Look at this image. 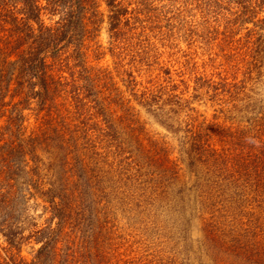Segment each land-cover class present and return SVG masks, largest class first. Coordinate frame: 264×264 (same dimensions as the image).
Returning <instances> with one entry per match:
<instances>
[{
	"label": "rangeland",
	"instance_id": "374dc122",
	"mask_svg": "<svg viewBox=\"0 0 264 264\" xmlns=\"http://www.w3.org/2000/svg\"><path fill=\"white\" fill-rule=\"evenodd\" d=\"M121 1L130 22L123 21L114 40L104 0V21L88 43L90 62L75 75L96 94L111 88L116 93L120 86L125 107L135 110L145 134L136 141L125 132L122 148L111 147L99 157L89 152L85 167L78 163L80 150L67 165L56 133H49L51 140L40 136L50 129L54 116L47 113L54 108L39 111L33 102L26 124L27 133L42 141L33 176L40 188L25 171L17 178L18 208L12 227H6L17 238L12 245L8 231L0 233L1 264H264V22H258L264 19V0H249L259 14L248 23L238 18L241 5L235 0ZM65 75L70 77V69ZM146 90L161 99L180 93L190 101L159 102L162 111L155 103H140ZM97 100L114 107L111 99ZM170 108L176 110L170 113L174 119L166 120L163 113ZM107 113L114 119L115 113ZM3 125L1 119L0 138L11 140ZM57 125L56 113L51 128ZM196 133L208 149L198 154L206 164L200 162V169L221 168L231 180L230 204L237 205L236 219L227 222L226 236L217 242L193 215V202L186 210L175 207L172 196L180 185L172 187L173 193L163 192L155 182L162 177L150 174L156 168L146 163L149 139L165 142L171 158L186 161L184 151L200 152L191 139ZM182 182L189 191L194 184L189 171ZM48 189L54 202L46 198ZM232 237L243 242L242 254L229 249Z\"/></svg>",
	"mask_w": 264,
	"mask_h": 264
},
{
	"label": "trees",
	"instance_id": "16d2710c",
	"mask_svg": "<svg viewBox=\"0 0 264 264\" xmlns=\"http://www.w3.org/2000/svg\"><path fill=\"white\" fill-rule=\"evenodd\" d=\"M103 1L0 0V120L4 119L5 125L2 128L8 130L7 133L11 136V140L0 138V233L3 235L9 230L6 227H12V218L18 208L15 207L18 203L17 178L25 171L28 181L40 188L37 182L33 183V176L37 175L36 170L40 166L37 151L42 141L41 138L37 141L39 135L34 132L27 133L26 124V110L31 108L33 102L38 105L39 111L46 107L54 108V112L47 113L54 116L53 121L57 113L58 125L51 128L50 119V129H46L40 136L46 135V139L51 140L49 133H56V147L64 151V163L67 165L80 150L78 163L85 167L89 152L92 151L99 157L100 152L108 153L111 147L122 148V134L125 132L136 141L145 134V127L135 110L133 112L131 106L125 107L127 98L120 86H116V93L111 88L108 93L99 90L96 94L87 85H81L80 77L75 75L77 68L85 71L86 64L90 62L91 46L88 43L93 41L104 21ZM105 1L111 11V36L117 41L123 21L124 25H128L131 20L127 15L130 12L121 0ZM235 1L241 5L238 18L245 23L252 19L254 21L259 14L254 5L249 0ZM56 15H59L57 20ZM260 21L263 23L264 19H258V22ZM260 45L264 50V36ZM67 69H70V77L65 75ZM129 76L128 80L132 83L133 76ZM115 85L113 83L112 86ZM147 90L141 95L143 101L140 103L144 102V105L155 103L159 106V102L169 105L170 101L174 100L178 105H187L190 101L180 93L171 94L168 99H161L159 94L149 93ZM99 98L111 99L109 103L114 104L115 109L99 105ZM14 99L20 100L15 102ZM49 100L52 104L48 103ZM159 108L164 110L162 106ZM108 110L115 113L114 119H109ZM120 111H126V114H119ZM171 112L176 110L170 108L163 113L168 117H165L166 120L174 119ZM191 139H194L195 144H199L200 152L193 154L191 151H184L186 161L182 157L171 158L173 153L169 152L165 142L149 139L151 147L147 149L149 161L146 163L156 168L149 171L150 174H160L162 177V180L155 182L163 192L173 193L172 187L180 185L172 196L175 207L186 210L191 208L193 202V215L204 224L209 239L217 242L222 239L221 234L223 239L226 236L227 222L236 219L237 205L231 206L227 193L231 180L221 168L205 166L204 170L200 169V162L206 164L198 154L203 155L208 149L204 148L206 143L201 141L200 133H196ZM219 159L220 156H215V161ZM31 162L32 169L29 168ZM97 163L95 159V164ZM193 167L196 169L192 170ZM187 171L194 178V184L189 186V191H185V184L182 182ZM79 176L81 177V174ZM87 183L92 184L90 180ZM90 189L91 187L88 193ZM52 193L51 189L46 190V198L54 202ZM56 207L59 205L56 204ZM8 222L12 223L7 226ZM229 231L231 230L228 229ZM12 232L13 229H10L6 235L9 243L14 245L17 235ZM232 238L234 243L229 249L234 247L242 254L245 247L240 245L243 242L239 238ZM230 241L224 242L226 244ZM44 247L38 250V255H41Z\"/></svg>",
	"mask_w": 264,
	"mask_h": 264
}]
</instances>
